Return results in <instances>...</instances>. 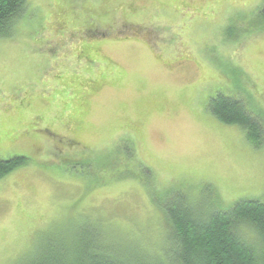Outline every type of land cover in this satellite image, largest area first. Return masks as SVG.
I'll list each match as a JSON object with an SVG mask.
<instances>
[{
	"label": "rangeland",
	"instance_id": "rangeland-1",
	"mask_svg": "<svg viewBox=\"0 0 264 264\" xmlns=\"http://www.w3.org/2000/svg\"><path fill=\"white\" fill-rule=\"evenodd\" d=\"M262 1L27 0L0 34V158H30L0 178V264H173L168 193L264 197V142L204 98L264 110Z\"/></svg>",
	"mask_w": 264,
	"mask_h": 264
},
{
	"label": "trees",
	"instance_id": "trees-1",
	"mask_svg": "<svg viewBox=\"0 0 264 264\" xmlns=\"http://www.w3.org/2000/svg\"><path fill=\"white\" fill-rule=\"evenodd\" d=\"M26 2L27 0H0V34L9 33L7 31L13 18L21 12ZM256 16L264 21V1L258 7ZM208 108L220 120L241 125L246 130L247 138L256 145L263 144L264 110L249 105L239 93L217 92L210 97ZM29 160L27 155L0 158V178ZM121 171L122 169L116 168L109 172L116 176ZM100 179L99 182L103 180ZM171 192L175 194L168 193L159 202L169 225L173 247L169 260L173 264H264V197H241L228 206L218 205L212 211L199 212L189 204L182 189ZM241 223L256 228L260 238L259 245L246 238L241 230ZM93 250L88 260L78 264H136L131 259L99 254V247ZM45 264L69 262L49 261Z\"/></svg>",
	"mask_w": 264,
	"mask_h": 264
},
{
	"label": "crops",
	"instance_id": "crops-1",
	"mask_svg": "<svg viewBox=\"0 0 264 264\" xmlns=\"http://www.w3.org/2000/svg\"><path fill=\"white\" fill-rule=\"evenodd\" d=\"M264 1V0H263ZM262 1V2H263ZM261 5V3L259 4V6ZM183 85V84H182ZM218 92V91H217ZM205 98V100L206 101H208L209 102V100H210V98H206V97H204ZM207 108H208V103H207ZM208 110H209V108H208ZM210 111V110H209ZM211 112V111H210ZM212 113V112H211ZM213 114V113H212ZM214 115V114H213ZM204 120V119H203ZM27 128V129H26ZM28 128H29V125H26V126H22L21 125V127L19 128V130L21 129L22 130V133L24 134V135H26V133H27V131H28ZM27 130V131H26ZM11 134L12 135H14L13 133H12V131H11ZM3 159H6V158H3Z\"/></svg>",
	"mask_w": 264,
	"mask_h": 264
}]
</instances>
